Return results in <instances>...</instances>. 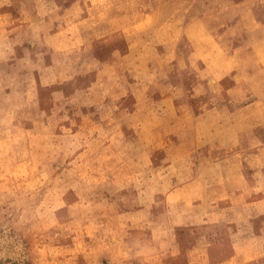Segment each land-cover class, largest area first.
<instances>
[{"label":"rangeland","instance_id":"374dc122","mask_svg":"<svg viewBox=\"0 0 264 264\" xmlns=\"http://www.w3.org/2000/svg\"><path fill=\"white\" fill-rule=\"evenodd\" d=\"M0 264H264V0H0Z\"/></svg>","mask_w":264,"mask_h":264}]
</instances>
